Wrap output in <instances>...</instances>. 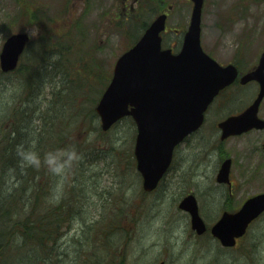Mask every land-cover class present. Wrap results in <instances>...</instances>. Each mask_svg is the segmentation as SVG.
<instances>
[{
	"label": "rangeland",
	"instance_id": "rangeland-1",
	"mask_svg": "<svg viewBox=\"0 0 264 264\" xmlns=\"http://www.w3.org/2000/svg\"><path fill=\"white\" fill-rule=\"evenodd\" d=\"M191 11L190 0H0V52L5 39L12 33L28 32L35 40L42 30L51 29L46 41L53 39L63 48L71 47L69 56L63 60L71 79L92 74L83 80L84 85L71 87L70 92L76 97H69V107L84 104L86 111L95 110L110 82L115 62L133 45L144 27L157 15L167 12L164 46L177 53ZM201 42L204 51L220 64L238 63L242 72H250L264 51V0H205ZM32 46L27 59L34 53ZM26 64L37 68L32 66V61ZM41 66L47 78L45 63ZM25 81L18 72L0 77V120L9 114L10 106L19 105L26 98ZM45 86L35 105L42 99L45 101L49 91ZM255 92V87L249 86L235 93L242 103L235 101L222 107L213 106L207 114V127L179 148L175 164L152 195L143 192L134 157L133 164L127 166L126 155L131 147L133 155L136 139V126L129 118L109 131L110 134L102 136L92 129L91 116L84 119V124L76 115L66 122H58L64 142L99 139L95 143L97 149L90 151V155L87 153L83 160L85 169L89 170L85 174L99 184L98 195L90 198L91 206L83 219L87 224H92L94 219L103 221L89 229H82L81 222L76 227L73 224V230L64 237L70 218H79L78 194H82L81 187L79 189L74 183L75 176L80 174L77 170L75 174L72 165L68 166V170L59 174L63 178L58 200L63 197L68 202L73 200L74 214L70 213L62 224V246L54 248L60 252L62 261L55 264H159L161 261L166 264H264V216L252 225L238 249H224L214 239L195 235L189 214L177 208L180 200L192 193L207 224L216 223L226 206L227 194L216 182L224 152H229L235 160L232 170L236 192L231 199L232 210L239 209L247 198L264 192L263 154L259 149L264 131L233 138L224 144L220 142V133L215 132V128L213 132L222 116L251 103ZM94 119L93 125L100 126L99 118ZM107 140L113 142L116 151H110L111 145L105 144ZM61 157L57 154L48 161L57 162ZM120 160L122 164H118ZM41 179L46 182V177ZM49 188L55 202L52 186ZM53 204L46 201V208ZM12 231L9 226L4 233L5 229L0 227V264H46L42 258L49 255L54 240L40 250L31 239L26 238L24 242L23 238L19 239V232ZM72 238L75 242L69 247ZM56 260L54 258L53 262Z\"/></svg>",
	"mask_w": 264,
	"mask_h": 264
},
{
	"label": "water",
	"instance_id": "water-1",
	"mask_svg": "<svg viewBox=\"0 0 264 264\" xmlns=\"http://www.w3.org/2000/svg\"><path fill=\"white\" fill-rule=\"evenodd\" d=\"M192 2L191 20L180 52L162 48L160 34L165 30L167 16H158L138 43L117 61L112 81L96 108L103 131L125 116L135 120L138 134L134 153L147 192L158 187L171 165L175 147L200 128L209 104L238 74L236 66H221L204 52L201 46L204 0ZM29 39L27 33H16L6 40L0 54L3 72L17 68ZM253 80L260 83L258 98L244 113L219 125L222 140L264 128V121L258 116L264 98V53L257 69L242 82ZM230 169L228 159L217 180L230 182ZM179 208L189 212L192 229L198 235L207 231L194 195L185 197ZM263 212L264 193L248 199L235 213L225 212L211 227V234L223 246L232 247Z\"/></svg>",
	"mask_w": 264,
	"mask_h": 264
},
{
	"label": "trees",
	"instance_id": "trees-1",
	"mask_svg": "<svg viewBox=\"0 0 264 264\" xmlns=\"http://www.w3.org/2000/svg\"><path fill=\"white\" fill-rule=\"evenodd\" d=\"M18 17L21 15L19 14ZM51 31V29L41 31L38 39L33 43L32 57L27 59L28 52L24 54L18 73L22 80L23 78L26 80L23 89L28 94L21 104L10 106L9 114L0 120V225L3 228L10 226L13 233L19 232L24 242L26 238L31 239L32 244L40 250L44 249L51 237L62 229L68 214H74L71 203L64 197L58 200L63 175H59L61 171L53 170L66 157L62 156L59 161L52 162L48 161L49 153L55 154L60 149H75L77 158L70 165L74 167L75 174L76 170L79 172L80 176L77 178L75 176L74 183L82 189V194H78L79 218L76 220L78 223L81 222L82 229H89L94 224L101 225L103 221V219H94L92 224H87L83 219L86 209L91 206L90 198L98 195L99 188L97 181L92 182L91 177L85 174L89 170L85 169L83 160L86 159L87 153L90 155V151L97 149L95 143L99 139L84 143L73 141L69 144L64 142L62 132L57 128L58 122H66L74 115L80 117L81 124H84V119L91 116L92 129L100 136L104 135L99 126L93 125L96 117L93 108L86 111L84 104L69 107L68 100L76 97V95L72 96L71 87L80 83L84 85L83 80L91 74L76 80L71 79V75L66 72L68 68L63 65V60L69 56L71 47L63 48L53 39L46 41L45 38H49ZM37 49L39 52H36ZM31 61L32 66L37 68L26 64ZM41 62L45 63L47 78H45V72L40 71L41 68L43 69V66L40 67ZM89 68L91 69L92 66ZM77 74L82 76L80 72ZM3 75L0 72V76ZM44 85L49 88L47 97L45 96V101L42 99V102L35 105L42 96ZM22 104H26L27 107H21ZM4 109L5 107L1 108V113ZM57 138L60 141H57ZM107 143L111 145L110 151H116L113 142L107 140L105 144ZM131 148L126 155L127 166L133 164L134 154H131ZM116 156L121 155L116 154ZM118 164H122V161H118ZM43 177H46V182L41 179ZM50 186L54 191L55 202L52 200ZM46 201L54 203L47 214ZM225 208L231 210L233 205L227 204ZM46 218L48 220H45ZM54 250L53 247L51 253Z\"/></svg>",
	"mask_w": 264,
	"mask_h": 264
},
{
	"label": "flooded vegetation",
	"instance_id": "flooded-vegetation-1",
	"mask_svg": "<svg viewBox=\"0 0 264 264\" xmlns=\"http://www.w3.org/2000/svg\"><path fill=\"white\" fill-rule=\"evenodd\" d=\"M237 67H239V66L237 65ZM238 69H239V68H238ZM238 73H239V74H238V77L236 78V80H235L230 86H228V87H226L225 89H223V90L219 93V95L215 98V100L213 101V103L210 105V107H209L207 113L210 112L211 109L213 108V106H215V105L222 107V106H225V105H227V104H229V103H231V102H235V101H236V102H239V103H242L240 97H235V93H236L237 91H239V90L242 91V90L248 88L249 86H253V87H255V89H256V91H257V94H258L259 89H260V85H259L258 82H256V81H251V82H248V83H245V84L242 83V79H243V77H244L246 74H248L249 72H241V71L239 70ZM256 97H257V95L252 99L251 103L256 99ZM251 103H249V105H250ZM249 105L245 106L244 108H242V109L239 110V111L229 113V114H228L225 118H223L221 121H223L224 119H227L228 117H230V116H232V115H238V114L242 113L243 111H245V110L249 107ZM207 113H206V114H207ZM262 113H264V106H263V103L261 104V107H260V113H259V116H260V118L264 119V116H262ZM221 121H220V122H221ZM220 122H219V123H220ZM219 123H218V124H219ZM218 124H217V125H218ZM205 125H206V119H205V121H204V125H203V127H204ZM203 127H202V128H203ZM202 128H201V129H202ZM217 131H220L219 128H218V126H217ZM262 131H264V129H263V130H255V129H254V130L248 132L247 134H249V133H253V132H262ZM213 132H214V130H213ZM241 136H242V135H241ZM230 138H233V137H230ZM228 140H229V139H228ZM225 142H226V141H224V142L221 141L222 144H224ZM263 145H264V140H262V141L260 142V147H259L261 153L263 154V163H264V146H263ZM230 156L232 157L231 154H230ZM230 156H229V157H230ZM229 157H225V158H222V159H221V157H220V163H219V166H221V164L223 163V161H224L225 159L229 158ZM232 160H233V162H234V158H233V157H232ZM230 180H231V183H230V184H220V186L224 188L226 194H228V195L230 196V198H233V197H234V194H235V192H236V183H235V180H234V174H233L232 171H231V174H230ZM73 219H74V217H73ZM71 230H73V229H71ZM77 231L79 232V230H76V232H77ZM69 233H70V231H69ZM75 237H76V236H75ZM65 238H67V237H65ZM65 238H64V239H65ZM64 242L68 243V240H65ZM74 242H75V238H72V243H74ZM58 255H59V252H58ZM63 256H64V255H62V257H63Z\"/></svg>",
	"mask_w": 264,
	"mask_h": 264
},
{
	"label": "clouds",
	"instance_id": "clouds-1",
	"mask_svg": "<svg viewBox=\"0 0 264 264\" xmlns=\"http://www.w3.org/2000/svg\"><path fill=\"white\" fill-rule=\"evenodd\" d=\"M57 154L58 156L66 157V159L57 164L53 169L54 171H62L66 166H69L74 159L77 158V153L74 148L57 150ZM57 154L49 153L48 156L52 158L54 155Z\"/></svg>",
	"mask_w": 264,
	"mask_h": 264
}]
</instances>
